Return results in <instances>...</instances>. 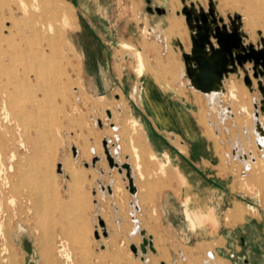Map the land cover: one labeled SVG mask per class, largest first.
I'll return each instance as SVG.
<instances>
[{
  "label": "rangeland",
  "instance_id": "rangeland-1",
  "mask_svg": "<svg viewBox=\"0 0 264 264\" xmlns=\"http://www.w3.org/2000/svg\"><path fill=\"white\" fill-rule=\"evenodd\" d=\"M25 1L30 5L32 0ZM131 1L135 2L134 17L138 21L142 38L157 41L153 42L154 46H157L156 58L150 59L151 53L141 50L136 42L128 38L129 36L122 35L124 26L122 24L125 22L116 20L114 0H52L49 6L51 15L45 22L43 21L52 28L47 30L45 25L41 27L35 44L41 52L51 53V56L54 52V57H51L53 59H50L46 69L47 92L44 94V91L33 90V87L31 97L25 91L26 86H23V94L14 99L15 104L11 106L7 115L2 108L5 100L3 84L0 82V264H42L41 253L45 249V246L40 244L42 235L51 239L55 231L58 233L55 241L59 242L60 237H63L60 235L64 234L69 244L78 250L81 248L80 257L91 256L92 253L95 256L111 253L113 264H246L244 256L250 264H264V244L262 248L254 244L242 247L239 237L246 234L239 231L232 233L229 239L224 238L225 243H220L221 246L214 245V248H210L200 257H194L191 252L183 253L179 249L173 253L165 251L168 253L166 256H157L154 254L156 251L153 252L149 248L148 254L141 252L142 230H145V214L139 205L142 197L136 193L137 187L135 192L129 191L125 169L122 168L120 172L117 167H110L104 143L108 141L107 146H111L108 150L113 157L123 155V161L114 159L120 167L122 163L130 164L131 175L135 176L133 178L135 186L141 188L142 182L150 174L157 173L156 167L153 161L149 160L151 151L147 149L144 136L128 111L127 98L117 100L111 96L110 99L107 95L96 96L86 90L85 62H88V58L92 57L91 59L97 63L93 62L94 73L99 71L97 65L102 63L107 67L106 70L112 73L116 62L119 65V77L124 81L127 77L133 79L138 77L135 71L137 67L132 69L128 65V60L139 50L149 61L151 70L147 71L148 74L164 72V79L167 77L173 83L176 82L180 94H187L189 98V90L194 93L189 102L200 106L201 121L209 132L207 135H210L221 150L220 167L231 172L241 188L237 198L259 207L262 214H264V149L255 147V137L263 144L261 139H264V136L254 134L253 129L256 120H260L264 127V111L261 110L264 96L257 90L258 80L255 79L253 91H250L243 81L241 87L231 85L227 97L223 96V92L200 94L190 89L186 86L188 80L181 54L177 55L178 60L170 62L169 55L165 53L171 39L176 44L181 43L179 40L181 34H184L182 46L191 47L190 31L183 14L186 27H180L181 34L170 33L169 28L176 23L179 24L180 15L174 4L177 0H156L173 10L172 14H168L169 27L164 35L156 28L153 30L148 19L145 20V24L138 19L140 17L138 10L148 18L143 9L146 1ZM178 1L182 6L183 1ZM185 2L186 4L195 2L196 5L201 4L208 8L209 0ZM215 2L220 12L218 15L226 22L228 14H241L244 31L248 34L246 39L248 43L251 39L257 43L261 37L264 38V0H215ZM19 6L14 5L15 11H18V16L21 17L24 11ZM57 8H67L70 11L67 23L62 21ZM1 9L3 8L0 7V14ZM250 21L253 22V27L248 26ZM4 24L10 26L13 21L6 19ZM36 25L40 27V21L36 22ZM171 52L174 53L173 50ZM164 60L166 69L163 67ZM142 69L143 74L146 72L145 64H142ZM36 71L38 72L37 65L34 66V72ZM125 72L129 73L126 75ZM238 75L241 78L244 72L241 71ZM261 80L264 83V78ZM165 87L171 89L176 86L168 83ZM232 97L236 99L235 102ZM227 106H234V112L232 110L234 118L226 117L224 108ZM256 106L260 113L258 118L254 115ZM16 107L23 110L21 112L23 119L19 120L16 117L18 114ZM108 111L111 112V117L108 116ZM43 124L46 125L41 127ZM42 131L50 135L48 137L52 143L53 157L48 174L57 198L54 203L53 201L47 203V198H42V206L35 210L33 205L36 202L31 201L29 197L34 198L36 190L29 195L30 188L29 191L25 188L17 191L13 187L21 183L18 178L19 166L28 164L29 156L33 153V149L28 147L29 144L26 142L35 140ZM236 144L246 151L253 150L255 160L246 163L234 156L232 149ZM122 148L123 152L120 153ZM136 152L141 156L139 164L134 160ZM91 155L100 157L96 166H93L92 159L90 160ZM59 163L62 164L61 172L58 171ZM117 183L120 184V188L115 193L114 184ZM109 186L111 192L108 190ZM252 210L256 211L255 208ZM101 219L104 220L105 227L101 226ZM36 223L40 224L41 229L35 227ZM19 224L26 226L32 236L28 245L22 244L18 237ZM104 230L107 231L106 236ZM133 244L138 247L137 254L131 250ZM247 250H250V253H246ZM64 261L65 259H61L60 264ZM96 262L97 259L94 260L95 264Z\"/></svg>",
  "mask_w": 264,
  "mask_h": 264
},
{
  "label": "crops",
  "instance_id": "crops-1",
  "mask_svg": "<svg viewBox=\"0 0 264 264\" xmlns=\"http://www.w3.org/2000/svg\"><path fill=\"white\" fill-rule=\"evenodd\" d=\"M145 1L143 9L148 18L138 10V19L144 24L148 19L152 29L156 28L164 35L169 27L168 14L173 13L172 8L168 9L156 0ZM138 5L142 7L140 2ZM158 6L166 11L158 14L155 10ZM114 15L117 21L125 22L122 24L125 26L122 35L129 36L141 50L151 53L150 59L156 58L157 46L153 42L157 41L142 38L138 21L134 17L135 2L114 0ZM212 41L217 45L216 39L212 38ZM249 42L256 43L252 39ZM91 58L85 62L86 90L96 96L107 95L110 99L111 96L117 100L127 98L128 111L144 136L147 149L154 154L149 160L153 161L157 173L150 174L142 182L141 188L136 185V193L142 197L139 205L145 214L146 235L152 239L156 251H153L154 254L166 256L168 253L165 251L173 253L179 249L183 253L191 252L194 257H200L214 248V245L221 246L220 243H225V239L231 238V234L236 231L246 234L239 237L242 247L254 244L262 248L264 214L259 211V207L237 198L241 188L235 176L220 167L221 150L207 135L209 132L201 121L200 106L189 102L194 93L189 90V98L187 94H180L176 82L174 84L167 77L162 82L158 81L157 73L153 72L121 81L116 62L114 72L107 71L102 63L97 65L99 71L94 73L93 62L96 61ZM249 66L252 64L247 63L246 67ZM241 71L239 69V73H232L224 79L223 96H229L231 85L241 87L243 76L239 78L238 75ZM128 73L125 72L126 75ZM186 79V86L195 90L190 86L189 79ZM168 83L176 87L168 89L165 87ZM232 99L235 102L236 99ZM18 237L22 244L27 245L32 239L29 230L27 234L19 232ZM246 253H250V250ZM244 262L250 264L246 256Z\"/></svg>",
  "mask_w": 264,
  "mask_h": 264
},
{
  "label": "bare ground",
  "instance_id": "bare-ground-1",
  "mask_svg": "<svg viewBox=\"0 0 264 264\" xmlns=\"http://www.w3.org/2000/svg\"><path fill=\"white\" fill-rule=\"evenodd\" d=\"M51 2H52V0H32L31 4L29 5L25 0H0V7L3 8V9H1V14H0V82L3 84L2 89H3L4 100H5L4 103L2 104V108L4 111L7 112V115L9 114V110L11 109V106L13 104H15L14 99H16L17 96L23 94V92H24V90L22 89L23 86H26L25 91L30 96L33 93V91H32L33 87H34L33 90L44 91V94H45V92H47L48 84H47V78H46V76H47V74H46L47 70L46 69H47V64L50 63V59L51 60L53 59L51 57L52 56L54 57V55H53L54 52H52V50H50L52 52V56H51V53H45L44 51L41 52L36 48L35 44H36L37 37H38V31L41 27H43L45 25L47 30H50L52 28L51 25L44 24L45 19L47 20L51 15V12L49 9ZM17 4H18V6L20 4L19 8L23 9V11H24L23 15L21 17H20V15L18 16V14H19L18 11H15L16 9H15L14 5H17ZM174 4H175L176 10L178 11V14L180 15V17L178 18L179 24L176 23V25L175 24L172 25L169 29H170L171 34H174V33H180L181 34L180 27H186L185 23H184V17L182 16V14L179 13L180 12L179 10L181 8V4L178 0L175 1ZM57 11L60 13L62 21L66 22L67 19L70 18V15H69L70 11H68L67 8H65V9L64 8L63 9L57 8ZM217 11L219 14L220 12L218 10V7H217ZM6 19L13 21V24L10 26H6L4 24ZM38 21H40V27H37V25H36V22H38ZM248 26L253 27L254 26L253 22L252 21L248 22ZM243 30H244V28H243ZM44 36H45V34H44ZM183 36H184V34H181L179 37V40L181 42L180 44H176L175 41H172V39H171V42L167 45L165 53H167V55H169L168 58H170V62L171 61L175 62V60H178L177 55L182 54V52H189L190 47H183L182 46V43H183L182 37ZM46 49H48V48L46 47ZM46 49H45V51H46ZM172 50L174 53L171 52ZM128 61H129L128 65L131 68L137 67V69H135V71H136V74L138 76L142 75V70H143L142 64H145L146 72L151 70L149 61L147 60L146 56L143 55L142 51L138 50L135 54L133 53V55L129 58ZM35 65L38 66V72L36 71L37 73L34 72V66ZM163 67H164V69H166L165 60L163 63ZM22 68H23V70H22ZM163 74H164V72H163ZM163 74L157 73L156 79L158 81H161V82L164 81L165 79L163 77ZM58 91H59V89H58ZM16 106H17V104H16ZM16 108L18 109V114L16 117L19 120L23 119V115L21 113V112H23V110H21L18 107H16ZM45 125L46 124H43L41 127H44ZM37 131H39V130H37ZM253 132H254V134H258V136H261V137L264 136V127L261 124V122L258 124V127H256V125H255ZM48 136H50L48 133H46V132L44 133L42 131V133L38 134V137L35 140H31L29 142H26L29 144L28 147H31L33 149V153L31 154V156H29L30 159H29L28 164H26L24 166H22V165L19 166L18 178L21 181V183L16 184L13 187V189L17 190V191L20 188H25V189H28V191H29V188H30L29 195H31L32 192H34L36 190L34 198L32 196L29 197L31 199V201L36 202L33 205L35 210L38 209L39 206H42V202H41L42 198H47V203H51L52 201H53L52 203H54V201L57 198L55 192L53 191L52 183L49 181V174L48 173H49V166L51 163L50 161H52V157H53V150H52L53 148H52V143L50 142V139ZM261 140H262L263 144L261 142H259V140L255 137V147H257L260 150L264 149V139H261ZM120 144L122 146L121 142H120ZM260 145L262 146V148L259 147ZM109 147H111V146L110 145L107 146V149ZM92 151H93V149H92ZM250 151H252V156L255 160L256 155H255L254 151L253 150H250ZM250 151H247V152H250ZM122 152H123V148L121 149L120 153H122ZM134 155H135V158H134L135 162L140 163V161H141L140 154L138 152H136ZM149 155L151 158L154 157V154H152L150 152H149ZM75 156H77V155H75ZM91 156H92V158L90 157V160L92 159L93 166H96L97 161L100 157H98V156L93 157V155H91ZM122 158H123V155H121V154L115 155V157H114V159H116V160L120 159L123 161ZM105 159H107V158H105ZM127 159H128V157H127ZM102 160H103V158H102ZM250 160H252V157H249V160L247 162H249ZM69 168L71 169V165L69 166ZM67 178H68V176H67ZM95 182H94V184H95ZM98 184H99V182H98ZM98 186H100V185H98ZM119 188H120V184H118V183L116 185L114 184V192L115 193ZM92 196H94V195H92ZM241 212H239V213H241ZM243 214H244V212H243ZM35 227L38 230L41 229V226L38 223L35 224ZM61 230L65 232L64 229L61 228ZM56 234H58V233H56V231L54 233H52L51 239H48L47 237H43V235H42V238H41L42 242L40 241V244H42V246H45V249L44 250L42 249L43 251L41 250L42 251V253H41L42 264H60L61 259H65L63 264H95L94 263L95 259H97V261H98V262H96V264H113V262H114L112 259L113 255L111 253L106 254V255L97 254L96 256L92 253L91 256H85L84 258L80 257V253H81L80 249L81 248H79V250H78L75 246H72L71 244H69L67 239H65L63 232L61 233L63 235H60L63 237H60L61 239L59 240V242L55 241V237L57 236ZM96 234H97V232H96ZM40 248H43V247L40 246Z\"/></svg>",
  "mask_w": 264,
  "mask_h": 264
},
{
  "label": "water",
  "instance_id": "water-1",
  "mask_svg": "<svg viewBox=\"0 0 264 264\" xmlns=\"http://www.w3.org/2000/svg\"><path fill=\"white\" fill-rule=\"evenodd\" d=\"M182 1L183 7L179 13L185 16L191 41L190 51L182 52V58L190 86L207 94L224 92V79L232 73H239V69H241L244 72L243 81L250 91L254 89L253 80H258L257 90L264 96V83L261 80L264 78V38L261 37L256 44L245 42L248 39V34L243 30L241 14H228L226 22L222 16L218 15L215 0H209L208 8H204L201 4L196 5L195 2L186 4L185 0ZM155 10L158 14L166 11L165 8L159 6ZM212 38L216 39L217 45L212 41ZM247 63L252 64L250 69L246 68ZM261 104V110L264 111V98ZM257 107L254 113L256 118L260 115ZM224 113L226 117L234 118L230 106L224 108ZM107 114L109 117L112 116L110 111ZM259 123L260 120H256V127ZM104 147L110 167H117L120 172H122V168L125 169L129 183L128 189L131 193L135 192L136 186L131 175L130 164L122 163L120 167V164L114 160L107 149L106 141ZM259 147L262 148L261 145ZM232 152L240 161L247 163L249 157L254 160L252 153L238 147V144L233 146ZM58 171H62L61 163L58 164ZM108 190L111 192V186L108 187ZM100 224L105 227L103 219ZM19 232L26 233L28 230L19 224ZM104 235H107L106 230H104ZM142 236L141 252L146 254L148 248L154 251L152 239L147 237L145 230H142ZM131 250L135 254L138 253V247L135 244L131 246Z\"/></svg>",
  "mask_w": 264,
  "mask_h": 264
},
{
  "label": "built area",
  "instance_id": "built-area-1",
  "mask_svg": "<svg viewBox=\"0 0 264 264\" xmlns=\"http://www.w3.org/2000/svg\"><path fill=\"white\" fill-rule=\"evenodd\" d=\"M263 150V149H262ZM251 153H252V151H250ZM211 256H213L212 254H211Z\"/></svg>",
  "mask_w": 264,
  "mask_h": 264
}]
</instances>
